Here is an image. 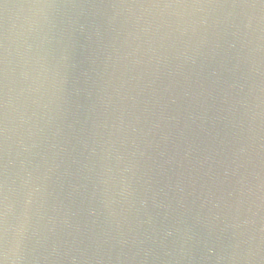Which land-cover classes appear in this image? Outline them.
<instances>
[{"label":"water","instance_id":"obj_1","mask_svg":"<svg viewBox=\"0 0 264 264\" xmlns=\"http://www.w3.org/2000/svg\"><path fill=\"white\" fill-rule=\"evenodd\" d=\"M2 264H264V0H0Z\"/></svg>","mask_w":264,"mask_h":264},{"label":"snow or ice","instance_id":"obj_2","mask_svg":"<svg viewBox=\"0 0 264 264\" xmlns=\"http://www.w3.org/2000/svg\"><path fill=\"white\" fill-rule=\"evenodd\" d=\"M0 264H2V262H0Z\"/></svg>","mask_w":264,"mask_h":264}]
</instances>
